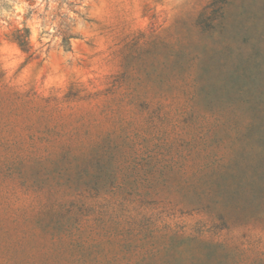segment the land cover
I'll return each instance as SVG.
<instances>
[{
  "label": "rangeland",
  "instance_id": "rangeland-1",
  "mask_svg": "<svg viewBox=\"0 0 264 264\" xmlns=\"http://www.w3.org/2000/svg\"><path fill=\"white\" fill-rule=\"evenodd\" d=\"M0 264H264V0H0Z\"/></svg>",
  "mask_w": 264,
  "mask_h": 264
},
{
  "label": "trees",
  "instance_id": "trees-1",
  "mask_svg": "<svg viewBox=\"0 0 264 264\" xmlns=\"http://www.w3.org/2000/svg\"><path fill=\"white\" fill-rule=\"evenodd\" d=\"M105 156L103 155L102 152L99 151H92L90 153H76V152H72L69 149H65L63 151H61L58 154H54V153H50L49 154V158H47V160H50L51 163L56 164L59 163V161H64V167L65 169H74L77 172H84L89 170L88 168L90 167H96L99 164H101L102 161H104ZM44 160V159H43ZM81 218V217H80ZM79 217H76L74 219H78V220H74L76 221V223H74V227L76 230L81 231V219ZM65 232L68 233V228H64L63 229ZM73 230L69 229V234L72 235ZM54 239H57L58 236L57 235H53ZM77 245H80V243L78 242ZM92 250H86L88 257H90V255L93 252V247H97V245H92L91 246ZM82 249V248H81ZM85 253L83 254V259L88 258Z\"/></svg>",
  "mask_w": 264,
  "mask_h": 264
}]
</instances>
